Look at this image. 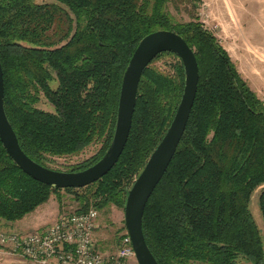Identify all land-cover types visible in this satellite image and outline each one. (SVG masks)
Segmentation results:
<instances>
[{"label": "trees", "instance_id": "1", "mask_svg": "<svg viewBox=\"0 0 264 264\" xmlns=\"http://www.w3.org/2000/svg\"><path fill=\"white\" fill-rule=\"evenodd\" d=\"M174 1L0 0L6 112L22 149L48 168L51 158L100 143L90 158L56 169L85 170L112 143L124 74L141 40L158 30L177 32L196 53L200 81L185 134L147 202L146 240L160 264H264L263 237L250 209L262 187L264 219V102L196 17L174 18ZM166 54L174 53L155 59ZM154 60L139 85L124 152L97 182L80 189L42 183L20 168L0 137V220H22L62 190L75 194L78 213L92 201L96 208H125L185 89L181 60L173 75ZM42 96L53 111L38 106Z\"/></svg>", "mask_w": 264, "mask_h": 264}, {"label": "water", "instance_id": "2", "mask_svg": "<svg viewBox=\"0 0 264 264\" xmlns=\"http://www.w3.org/2000/svg\"><path fill=\"white\" fill-rule=\"evenodd\" d=\"M164 52H172L183 61L185 89L168 131L129 191L125 222L138 264H160L146 240L143 217L148 200L177 152L197 97L200 67L194 49L184 37L172 30H158L141 40L124 74L117 125L110 147L96 164L74 172L45 167L30 158L22 149L5 108L4 70L0 60V137L7 152L34 179L58 188L80 189L100 180L118 163L131 133L143 73Z\"/></svg>", "mask_w": 264, "mask_h": 264}, {"label": "rangeland", "instance_id": "3", "mask_svg": "<svg viewBox=\"0 0 264 264\" xmlns=\"http://www.w3.org/2000/svg\"><path fill=\"white\" fill-rule=\"evenodd\" d=\"M169 11L179 22H189L196 17L205 29L213 33L229 53L242 77L264 102V0H175L170 4ZM180 60L181 58L176 54H166L155 59L152 65L165 74L173 75L174 67ZM38 106L47 111L54 110L44 96ZM100 148L101 144L95 143L78 155L51 158L48 166L55 170H65L70 165L95 155ZM261 188L254 192L250 209L264 241V219L259 206ZM94 204L92 201L90 209L95 208L99 212L96 230L98 236L102 241L109 240L106 247L114 251L120 246L122 237L127 232L125 208L115 203L96 208ZM79 209L80 202L76 200L75 194L62 190L53 194L47 203L29 215L37 221L43 217L44 220H40L42 224L36 229L22 227L20 221L23 219L15 222L0 220V229L14 232L41 231L51 223L52 219L55 218L54 223L61 215L78 213ZM101 245L103 248L105 243ZM0 264L30 263L25 258L13 255L7 249L0 247ZM130 264H138V262L132 261Z\"/></svg>", "mask_w": 264, "mask_h": 264}, {"label": "built area", "instance_id": "4", "mask_svg": "<svg viewBox=\"0 0 264 264\" xmlns=\"http://www.w3.org/2000/svg\"><path fill=\"white\" fill-rule=\"evenodd\" d=\"M99 212L61 215L44 230L14 232L0 229V247L30 264H130L136 252L128 231L120 246L103 252L96 241Z\"/></svg>", "mask_w": 264, "mask_h": 264}, {"label": "crops", "instance_id": "5", "mask_svg": "<svg viewBox=\"0 0 264 264\" xmlns=\"http://www.w3.org/2000/svg\"><path fill=\"white\" fill-rule=\"evenodd\" d=\"M55 219V218H54ZM54 219H52L51 220V223L50 224H52L53 223V220ZM40 220H44L43 219V217H42V219H39V221H37V220H35V219H32L29 215H28V217L26 216L22 221H20V223H21V225H22V227H28V228H34V229H36L37 228V226H40L42 223V221H40ZM46 220V219H45ZM44 222V221H43ZM49 224V225H50ZM95 236H96V241H97V244H98V246H99V249L101 250V251H103V252H111L112 250H110L109 248H107L106 246H107V244H108V241L109 240H104V241H102V240H100V237L98 236V233H97V231H96V233H95ZM99 238V239H98ZM103 239V238H102ZM101 242V243H100ZM102 243H105V246L102 248Z\"/></svg>", "mask_w": 264, "mask_h": 264}]
</instances>
